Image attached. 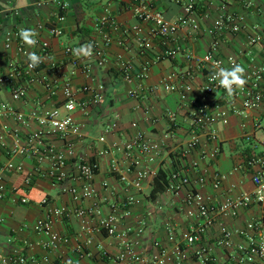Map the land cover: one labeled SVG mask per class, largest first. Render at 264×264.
I'll return each mask as SVG.
<instances>
[{
  "label": "crops",
  "instance_id": "crops-1",
  "mask_svg": "<svg viewBox=\"0 0 264 264\" xmlns=\"http://www.w3.org/2000/svg\"><path fill=\"white\" fill-rule=\"evenodd\" d=\"M186 0H151L152 5L162 11L165 19L174 20L183 14V3ZM193 16L202 28L211 27L214 20L224 13L240 17L242 28L238 32L225 28L218 55L225 59L229 55L240 57L244 63L261 64L264 62V42L249 44L247 36L259 33L264 37V0H250L246 7L244 0H193ZM69 9L61 24L62 34L52 36L48 32L51 21L55 18L56 6L52 0H0V74L15 70L11 81L0 87V107L6 106L7 113L2 117L5 126V137L0 144V175L3 177L6 190L0 195V254L18 251L26 255L44 257L42 264H113V257L118 252L116 239L106 235L103 229L91 233L81 230L80 218L69 214L56 218L53 229L69 238L65 244H60L54 250H44L39 246L29 248L25 241L35 242L39 235L31 226L36 219L44 217L49 208L66 207L73 210L76 207H89L95 200L105 198L100 207V216H107L116 204V213L121 215L122 202L131 194L137 202L130 206V213L121 217L120 227L133 230L141 228L139 235L131 234V239L137 241L139 252L148 253L153 249V243H167L165 225L171 222L176 231V239L180 241L186 252V257L179 264H206L193 256V250L199 246L205 247L217 258V264H241L239 262V246H246L245 237L236 231L242 230L246 223L262 216L259 205L251 204L237 210L235 216H217V223L208 230L201 240L192 246L184 243V235L197 221L194 206L187 205L185 194L190 189H197L212 206H217L226 199L236 198L243 193L253 191L250 172L246 167L235 169L236 165L254 148L262 147L264 138V101L256 108L246 110L244 117L231 112L230 103L240 107V98H233L226 92L210 95V103L227 111V122L210 126L216 132L211 139L207 130L199 135V143L189 152L183 153L191 132L189 117L190 106L180 103V90L187 84L193 91L188 96L198 94L205 82L206 70L199 67L201 58L210 45L212 37L206 32L196 35L189 27L177 33L176 42L181 46V52L173 58H164L150 66L143 80L126 82L117 71L120 61H129L133 71L139 70L143 57L136 46L135 35L123 36V47L112 43L106 49V62L103 65L91 64V81L83 71L72 65L71 56L65 54L67 46L78 47L99 39L95 30L97 20L105 9L115 16L124 26L137 23L130 9V0H68ZM38 25L43 27L38 28ZM21 28L35 29L40 40L49 44L50 56L35 67L38 75H45L48 80L58 86L54 95H50L45 85L29 81L22 68L26 57L17 50L20 40H13L5 47V33L19 31ZM119 36V34H118ZM27 52L37 49L29 48L23 43ZM161 48L157 39L151 43L150 53ZM190 73V76L187 75ZM165 75H172L171 83L175 90H166L159 86V80ZM70 81L73 87L84 84H102V98L95 106L90 107L87 114L75 112L74 120L80 126V136L72 140V149L76 155H86L97 161L98 167L94 174L93 186L96 192L94 198L73 200L68 193L61 191V184L52 183L47 178L36 175L31 183L25 182V177L32 170L34 159L28 154H11L10 147L14 144L15 133L23 143L25 137L40 126L36 119H29L27 124L18 122L14 112L28 115L35 109L45 110L60 106L63 97L60 86ZM26 87V95L21 99L12 98V89L17 85ZM264 88V82H263ZM137 92L138 97L130 94ZM77 99L85 95L77 92ZM173 114V119H170ZM137 126L132 127L131 123ZM108 129V130H106ZM140 131L146 138L160 144L155 160L151 163L152 175L144 181L140 190L126 186L120 181L121 173L133 180L134 167L131 156H127L122 145L131 135ZM249 135L247 140L245 135ZM100 138H103L102 140ZM60 150H65L64 141L58 137L49 138ZM216 149L215 158L210 153ZM106 151L100 154L101 151ZM203 155V156H202ZM22 166L21 171H7L8 161ZM192 162L197 163L198 172L203 174L207 182L204 185L192 184L184 186L177 192L168 188L154 198L150 197L153 179L159 169L169 176L174 170H189ZM47 167V163H43ZM131 167V171L125 170ZM66 169L72 173V166ZM191 170V169H190ZM216 173H223L226 179L219 188L210 184ZM67 184H78L76 179H67ZM21 197L27 202L22 203ZM48 203L41 204L42 198ZM191 212V213H190ZM99 217L87 218L89 226H96ZM23 230H19V228ZM221 228L234 233L229 247L215 244V236ZM89 240L88 243L86 241ZM25 264H30L29 262ZM243 264H264V259L257 256L246 257Z\"/></svg>",
  "mask_w": 264,
  "mask_h": 264
},
{
  "label": "built area",
  "instance_id": "built-area-1",
  "mask_svg": "<svg viewBox=\"0 0 264 264\" xmlns=\"http://www.w3.org/2000/svg\"><path fill=\"white\" fill-rule=\"evenodd\" d=\"M42 0H38L40 2ZM56 6L55 18L50 22L48 32L52 36H60L62 34L61 24L66 18L69 9L68 0H52ZM244 5L249 7L250 0H244ZM130 9L137 23L131 26L121 25L106 8L104 14L97 20L95 30L99 39H93L90 43L93 45V56L89 58H77L72 54L74 47L67 46L64 48L65 54L71 56L72 65L83 71L85 77L91 79V64L103 65L106 62V49L112 43L123 47V36L134 34L136 46L139 54L142 55L143 61L138 71H133V66L129 61H120L117 65V71L122 79L126 82L132 80H143L148 73L150 66L158 63L164 58H173L181 52V46L176 42L177 33L185 27H189L196 35L206 32L212 37L210 45L206 53L198 59L199 67L206 70L205 82L200 87L198 94L188 96L193 91L190 84L185 85L180 90V103L190 106L189 117L191 120V132L189 140L186 142L183 153L194 149L199 143V135L207 130L208 136L213 139L216 132L209 129L216 123L227 122V111L220 109L216 104L210 103L209 97L215 93L226 92L218 85L217 81L212 79L217 65L230 68L232 64L239 63L245 67L247 85L242 91H237L233 98H240L241 105L237 107L233 100L230 103L231 112L242 117L245 116L246 110L258 107L264 101V62L261 64L244 63L243 60L235 55H229L225 59L218 55V49L221 43V36L225 28L238 32L242 28L240 17L224 13L214 20L211 27L202 28L199 21L193 16L194 1L186 0L183 3V14L174 20L165 19L162 11L156 9L151 0H130ZM43 27L38 25V28ZM19 31H7L5 33V47H9L13 40L17 39ZM119 34V36H118ZM38 43L36 45L37 54L46 60L50 56L49 44L46 41L36 37ZM157 39L161 48L155 53H150L151 43ZM249 44L256 42H264V37L259 33L247 36ZM17 50L26 57L27 50L23 47V43L19 40ZM23 73L28 76L29 81H36L46 86L48 93L54 95L58 90L56 83L51 82L45 75H38L35 68L28 67L26 60ZM15 70L8 73L0 74V87L8 84ZM190 76V73H187ZM172 75H165L159 80V86L166 90H175L176 87L171 83ZM103 85L84 84L81 87H73L70 81H65L59 88L62 93L63 101L60 106H54L50 109L39 111L35 109L28 115L21 112H14V118L22 123L27 124L29 119H36L39 128L30 132L23 143L14 133V144L10 147L11 154L25 155L28 154L34 159V165L25 177L26 183H31L36 175L43 176L52 183L61 184V191L68 193L75 201L94 198L96 192L93 186L94 174L98 164L94 159L86 155H76L72 149V140L80 136V126L74 120L72 114L80 112L87 114L90 107L99 103L102 98ZM77 92H81L85 97L81 100L77 99ZM130 94L134 97L139 95L135 91ZM26 95V87L17 85L12 89V98L21 99ZM6 106L0 107V144L3 143L5 137V126L2 124V117L7 113ZM170 114V119H173ZM132 127H136L137 123L132 122ZM108 130V129H106ZM55 136L64 141L65 150H60L49 138ZM248 140L249 135H245ZM101 140L103 138H100ZM122 149L127 156H131V165L134 167L135 177L133 180L128 179L124 173L120 175V181L124 185L134 187L137 190L142 188L144 181L151 177L153 171L151 163L160 150V144L146 138L140 131L135 132L122 145ZM106 151H101L104 154ZM217 150L214 149L210 153V158H215ZM203 156V155H202ZM43 163H47V167H43ZM72 166V173L66 169L67 165ZM246 167L250 172L253 191L243 193L236 198L226 199L217 206L208 203L204 195L197 189L190 188L185 194V202L187 205L195 207L197 221L193 224L184 235V243L192 246L199 242L203 235L217 223V216L230 215L235 216L237 210L241 207H247L251 204L259 205L262 210L260 218L252 219L247 222L242 230L236 231L243 235L247 240L246 246H239V262H245V256H257L264 259V138L262 147L256 149V145L252 148L244 158L236 165L235 169ZM7 171H21L22 166L15 164L11 160L5 165ZM191 169V170H190ZM189 170H174L170 173L167 188L177 192L184 186L192 184L204 185L207 182L206 177L198 172L197 163L192 162ZM128 167L125 172L131 171ZM76 179L78 184H67V179ZM226 179L223 173H216L210 181L214 188H219L221 183ZM6 190L3 177L0 175V195ZM22 203L27 202L26 197H21ZM105 198L95 200L89 207H76L68 210L66 207L49 208L44 217L38 218L32 224V231L39 235V239L35 242L25 241L26 245L31 248L39 246L44 250H54L60 244H65L69 238L61 235L53 229V223L56 218H62L69 214H74L80 218V228L83 231L91 233L94 230L103 229L106 235L112 237L118 242V252L113 257V264H179L186 257V252L182 248L180 241L176 239V231L171 222H167L165 228L167 230V243L163 244L158 241L153 243V249L148 253L139 252L136 248L137 241L131 239V234L139 235L141 228L133 230L129 227H120L121 217L130 213V206L137 202V198L131 194L121 203V215L116 213V204L111 205V212L107 216H100V207ZM41 204H47L48 201L44 197L40 201ZM191 213V212H190ZM98 218L96 226H89L87 218ZM23 230V228H19ZM234 231L221 228L215 236V244L222 247H229L231 244V236ZM89 240L86 241L88 243ZM193 256L198 261L206 264H217V258L205 247L199 246L193 250ZM46 259L44 257H35L34 255H26L18 251L0 254V264H42Z\"/></svg>",
  "mask_w": 264,
  "mask_h": 264
},
{
  "label": "clouds",
  "instance_id": "clouds-1",
  "mask_svg": "<svg viewBox=\"0 0 264 264\" xmlns=\"http://www.w3.org/2000/svg\"><path fill=\"white\" fill-rule=\"evenodd\" d=\"M39 33L32 28H21L18 32L19 38L29 48H35L38 41L36 37ZM72 54L77 58H91L93 56V45L84 43L72 49ZM29 68H35L42 63V58L35 52L26 55ZM212 79L218 82L228 95H234L238 90L242 91L248 83L245 67L239 63H234L230 68L217 65Z\"/></svg>",
  "mask_w": 264,
  "mask_h": 264
},
{
  "label": "trees",
  "instance_id": "trees-1",
  "mask_svg": "<svg viewBox=\"0 0 264 264\" xmlns=\"http://www.w3.org/2000/svg\"><path fill=\"white\" fill-rule=\"evenodd\" d=\"M169 176L163 169H159L153 179L152 188L150 190V197L154 198L160 192L164 191L168 185Z\"/></svg>",
  "mask_w": 264,
  "mask_h": 264
}]
</instances>
